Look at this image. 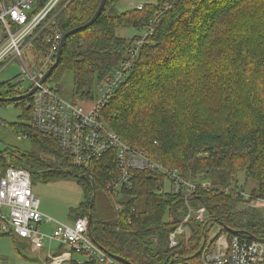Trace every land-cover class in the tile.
Wrapping results in <instances>:
<instances>
[{"label":"trees","instance_id":"obj_1","mask_svg":"<svg viewBox=\"0 0 264 264\" xmlns=\"http://www.w3.org/2000/svg\"><path fill=\"white\" fill-rule=\"evenodd\" d=\"M44 1L35 0V9ZM118 1L106 0L92 24L65 39L47 77L59 82L68 74L72 99H94L102 79L130 58L127 76L100 115L124 142L150 159L179 169L186 178L209 181L210 187L197 188L191 201L196 208L205 207L207 222L190 221L181 243L168 245L185 205L178 195L164 190L166 177L158 170L134 172L132 185L121 189L128 198L118 201L121 208L114 221L95 218L92 194L102 190L111 200L116 197L106 187L117 174L114 151L88 169L72 166L56 141L30 128L28 97L9 98L23 109L26 121L15 123V129L62 161L55 167L35 152L10 151L0 153V168L9 156L31 177L75 176L85 197L70 210L72 220L90 217L92 241L123 264H203L201 247L213 224L222 225L221 233L228 237L264 242V214L235 190L241 187L250 198H264V0H158L124 12L117 10ZM64 3L56 16L62 35L85 24L100 0ZM121 26L142 27L145 32L130 39L118 37L115 29ZM0 27L5 31L1 22ZM43 36L28 49L32 55L44 54ZM2 98L1 104L8 101ZM70 264L97 263L71 256Z\"/></svg>","mask_w":264,"mask_h":264},{"label":"built area","instance_id":"obj_2","mask_svg":"<svg viewBox=\"0 0 264 264\" xmlns=\"http://www.w3.org/2000/svg\"><path fill=\"white\" fill-rule=\"evenodd\" d=\"M0 2V22L5 31H0V70L8 58H19L22 69L19 81L28 75L32 85L27 89L31 94L25 103L31 109L30 128L56 141L59 149L76 168L88 167L114 151L117 174L106 185L111 194L119 195L123 187H130L134 172L160 171L169 181L170 191L178 195L185 205V213L178 219L175 228L168 235V245L178 246L184 236L185 225L192 220L205 221L206 209L191 204L199 187H210L209 181L186 178L179 169L165 167L150 159L144 151L126 142L103 121L100 110L112 91L125 79L130 69L131 59L123 60L99 83L100 95L93 99L62 98L55 88L45 84V72L56 62V54L62 33L57 31L56 16L64 0H45L35 9V0H6ZM141 8V5L138 6ZM6 17L16 25L9 26ZM44 35V54L32 55L28 49L38 37ZM144 35L141 36V40ZM140 41H137L138 45ZM32 56V62L26 56ZM134 53H130L132 57ZM36 57V62H35ZM35 69L32 71L31 69ZM26 92V93H27ZM22 94V93H21ZM20 95V94H18ZM26 98V97H24ZM24 136V134H23ZM25 137V136H24ZM31 172L22 166L8 165L0 171V235L16 234L38 248L42 240H57L61 245L70 246L76 253L94 259L97 264H123L107 255L87 235L89 218L82 216L70 223L54 221L53 232L49 235L40 231L39 224L44 215L39 209V199L32 190ZM73 174V171H71ZM247 205L264 212V198H250L248 192L235 187ZM228 188L226 187V190ZM120 210V204L115 205ZM47 220L53 221L49 216ZM220 230L212 235V240L201 247L203 264H264V242L239 235L228 237ZM51 264H60L71 258L68 253L50 255ZM80 262V261H79Z\"/></svg>","mask_w":264,"mask_h":264},{"label":"rangeland","instance_id":"obj_3","mask_svg":"<svg viewBox=\"0 0 264 264\" xmlns=\"http://www.w3.org/2000/svg\"><path fill=\"white\" fill-rule=\"evenodd\" d=\"M157 1L158 0H119L116 8L118 11L124 12L136 5L157 3ZM1 30L2 28L0 27V31ZM144 32L145 29L142 27L121 26L115 29L116 36L126 39H130L134 35ZM24 55L26 56L25 53ZM31 58L32 56L30 55L26 56L29 62H32ZM31 70L35 71L34 68ZM21 73L22 69L19 58H8V62L0 70V97H6L5 99L8 98L6 103H0V153L10 151L22 153L35 152L43 160L54 162L56 164L55 167H59L62 157L58 158V156L54 154L46 153L45 150L37 145L30 137H24L23 133L18 132L14 127L15 123H23L26 121L21 117L23 109L17 106L16 102L9 100V98L21 94L32 85V80L28 75H25L24 79L18 82ZM45 84L51 88L58 89V94L65 100H72L70 75L66 74L59 82L49 77L48 82H45ZM101 93V90L95 89V94L100 95ZM8 165L19 166L13 163L11 157L6 156L5 167ZM4 168H0V171ZM238 179L241 182L243 181L242 173L238 174ZM164 181V190H170L169 181L166 179H164ZM249 182L254 184L252 180H249ZM32 190L39 199V209L44 215L42 222L39 224V228L40 231L46 235L53 232L54 221L64 223L72 222L70 210L78 207L85 197L84 187L76 180L75 176L58 178L56 175L49 177L45 176V173H37L32 176ZM93 194L95 195V218L104 221H114L115 211L117 210L115 205L118 204V201L122 202L128 198V196L122 194V192L116 195L114 201L102 190H97L96 194ZM262 213L264 214L263 211ZM47 216L51 217L53 221H48L46 218ZM208 229L207 240L210 241L212 240V235L220 230V225L213 224L209 226ZM87 235L90 238L88 231ZM59 244L60 242L57 240L49 242L47 239H44L38 249L32 246L27 239L18 237L16 234L0 235V264H51L50 255L56 256L64 253H68L76 260L86 259L85 255L72 251L70 246L63 244L61 247H58ZM60 264H70V257Z\"/></svg>","mask_w":264,"mask_h":264},{"label":"water","instance_id":"obj_4","mask_svg":"<svg viewBox=\"0 0 264 264\" xmlns=\"http://www.w3.org/2000/svg\"><path fill=\"white\" fill-rule=\"evenodd\" d=\"M105 2H106V0H100L99 6H98L96 12L94 13V15H93V16H92V17H91V18H90L85 24H83V25H81V26H79V27H75V28H73V29H71V30L65 32V33L62 35L61 40H60V43H59L58 51H57V54H56V62L58 61V59H59V57H60V54H61V52H62V48H63L64 42H65V39H66L70 34L74 33L75 31H77V30H79V29H83V28L87 27L88 25L92 24V23L95 21V19L97 18V16L100 14V12L102 11V9L104 8ZM56 62H55L53 65H51V67L45 72V75H44V78L42 79V81L47 77V75L50 73V71L54 68ZM30 94H31V91H29V92H27V93H25V94H20V95L13 96L12 99H13V100H18V99H20V98L27 97V96H29ZM1 100H3L2 97H0V101H1ZM94 197H95V195L93 194V195H92V198H91V200H90V203L93 202ZM187 225H190V223H188ZM254 239L262 241L261 239H258V238H254Z\"/></svg>","mask_w":264,"mask_h":264},{"label":"crops","instance_id":"obj_5","mask_svg":"<svg viewBox=\"0 0 264 264\" xmlns=\"http://www.w3.org/2000/svg\"><path fill=\"white\" fill-rule=\"evenodd\" d=\"M46 239L49 241V239H48V238H46ZM49 242H51V241H49ZM61 246H62V245H60V244H59V246H58V247H61ZM40 248H41V247H40ZM38 249H39V248H38ZM48 251H49V250H48ZM79 261H81V260H79Z\"/></svg>","mask_w":264,"mask_h":264},{"label":"bare ground","instance_id":"obj_6","mask_svg":"<svg viewBox=\"0 0 264 264\" xmlns=\"http://www.w3.org/2000/svg\"><path fill=\"white\" fill-rule=\"evenodd\" d=\"M50 74H51V73H50ZM47 78H48V77H47ZM46 81H47V80H46ZM137 148H138V147H137ZM167 188H168V187H167ZM167 188H166V189H167ZM198 191H199V190H198ZM195 193H196V192H195ZM197 202H198V201H197ZM191 204H192V203H191Z\"/></svg>","mask_w":264,"mask_h":264},{"label":"clouds","instance_id":"obj_7","mask_svg":"<svg viewBox=\"0 0 264 264\" xmlns=\"http://www.w3.org/2000/svg\"><path fill=\"white\" fill-rule=\"evenodd\" d=\"M73 174H75V173H73Z\"/></svg>","mask_w":264,"mask_h":264}]
</instances>
